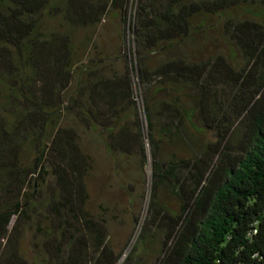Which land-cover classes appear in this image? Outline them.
I'll use <instances>...</instances> for the list:
<instances>
[{"label":"trees","instance_id":"16d2710c","mask_svg":"<svg viewBox=\"0 0 264 264\" xmlns=\"http://www.w3.org/2000/svg\"><path fill=\"white\" fill-rule=\"evenodd\" d=\"M251 5L137 0L132 22L130 0H0V264L118 263L103 220L87 209L93 160L66 121L98 134L109 154L143 163L149 141L150 220L139 245L151 226L169 220L158 264H264V27L229 18L243 66L222 55L197 61L188 50L206 33L207 18ZM112 10L123 17L125 37L131 24L133 53L125 48V73L108 78L102 59L81 57L90 40L77 36ZM53 19L65 29L50 31ZM195 118L217 141H192ZM176 141L191 146L192 158L161 157ZM170 187L181 213L161 203ZM24 227L38 233L33 260L22 251Z\"/></svg>","mask_w":264,"mask_h":264},{"label":"rangeland","instance_id":"374dc122","mask_svg":"<svg viewBox=\"0 0 264 264\" xmlns=\"http://www.w3.org/2000/svg\"><path fill=\"white\" fill-rule=\"evenodd\" d=\"M251 4V3H250ZM137 0H130V14L133 22ZM120 12L112 10L95 28L82 31L77 41L85 45L81 57H98L108 78L122 76L125 73L123 51L131 58L133 53V34L131 24H128L127 34H124V24ZM229 18L232 21L254 20L264 27V0H252L251 6H242L224 17L207 18L206 33L191 44L197 61H208L222 55L232 64L243 66L244 60L231 39ZM50 31H61L65 25L61 20L48 21ZM135 100L137 101L140 116L144 120L143 100L141 90L134 78ZM163 98V95L160 96ZM190 103L189 99H186ZM228 106V103H225ZM73 125L81 135V145L84 151L92 158L93 167L87 178V187L90 200L87 209L96 218L103 220L107 232V245L112 249L119 260L117 264H158L166 240L169 220H165L163 227L151 226L145 245H139V239L144 225L150 220V203L153 184L152 150L146 140V162L138 157H127L120 154H109L104 140L98 134L87 131L77 121H66L65 126ZM194 131L188 126L190 137L198 146L210 141H217V132L204 129L199 119L193 120ZM241 126L237 127L238 130ZM147 131V130H146ZM202 132V134H197ZM243 133L242 127L239 129ZM232 155H236L240 138L235 135L231 138ZM193 150L189 144L164 145L161 157L166 160L190 159ZM179 193V192H178ZM172 187L164 188L160 192L161 203L170 212L181 213L182 201ZM24 238L21 241L23 254L29 260L35 258V244L38 242V233L24 227ZM6 244V243H5ZM100 254V253H99ZM132 258L131 260H129Z\"/></svg>","mask_w":264,"mask_h":264}]
</instances>
